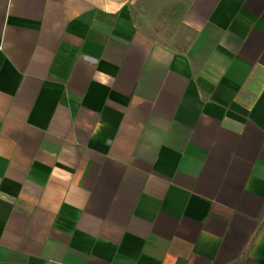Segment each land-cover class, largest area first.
Masks as SVG:
<instances>
[{
  "label": "crops",
  "instance_id": "crops-1",
  "mask_svg": "<svg viewBox=\"0 0 264 264\" xmlns=\"http://www.w3.org/2000/svg\"><path fill=\"white\" fill-rule=\"evenodd\" d=\"M180 2L0 0V264H264V0Z\"/></svg>",
  "mask_w": 264,
  "mask_h": 264
},
{
  "label": "rangeland",
  "instance_id": "rangeland-1",
  "mask_svg": "<svg viewBox=\"0 0 264 264\" xmlns=\"http://www.w3.org/2000/svg\"><path fill=\"white\" fill-rule=\"evenodd\" d=\"M180 1L182 0H150L147 10L144 6L136 5L132 14L142 28L152 34H161L167 39L179 29L178 18L182 10Z\"/></svg>",
  "mask_w": 264,
  "mask_h": 264
}]
</instances>
